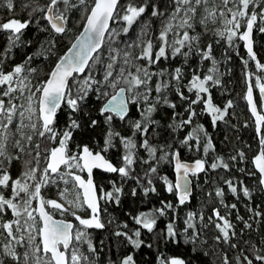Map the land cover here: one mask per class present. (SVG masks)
<instances>
[{"label": "trees", "instance_id": "obj_1", "mask_svg": "<svg viewBox=\"0 0 264 264\" xmlns=\"http://www.w3.org/2000/svg\"><path fill=\"white\" fill-rule=\"evenodd\" d=\"M12 2L13 10L9 11L6 0H0V23H4L10 18L27 21L30 9H25L24 5L35 6L36 3H39V5L44 6L48 0H12ZM129 2L130 0H123L119 6H126ZM131 2L135 6H145V12L131 26L127 34L122 33L117 38L118 44L114 46L123 48L127 43L137 41L141 29L147 25L145 30L148 35L142 39L144 41L151 40L154 46L153 52L158 51L160 30L169 22L175 8L173 0H131ZM217 5L220 8L216 10L215 21L209 18L204 24H201L200 21L207 15L204 11L205 7L211 10ZM228 7L236 10V6L232 3H229ZM222 8L220 0H215V4L209 0L207 5L197 6L196 14L190 21L193 24V29H187L190 36L199 37L198 41L193 42L192 51L185 58L182 54L173 56L171 49H166L167 58H161L149 68L151 72L157 73V75L152 77L148 85L151 92L148 94L147 101L141 96L139 103L130 102V112L123 120L111 114L113 117L111 123L105 122V116L109 113L101 115L100 110L107 98L97 99V93L94 90L90 91L87 97L79 102L76 111H73L66 103H62L58 109L54 126L61 133L65 130L72 132L71 140L68 142L70 155L79 151L78 145L82 147L84 144L97 151L104 150L107 134L111 130L113 133H119V136H114L113 146L107 147V150L102 152L120 167L123 166L122 156L125 153L120 137H131L136 144V148L133 150L134 162L130 166L131 170L127 177H122L119 173L108 174L101 171L97 175V179L107 184L112 192H114V187L120 188L121 191L114 193L119 197L118 203L113 199L109 201L108 205L103 206V214L107 223L105 229L89 231V241L95 252L89 251L86 242L77 245L79 251L87 255L92 264H121L122 259L129 254L133 256L135 264H158V257L170 258L172 256H181L188 264H223L225 254L231 264H236L235 257L240 255L241 251L245 255L251 256L249 251L251 245L245 244L244 241L254 242L257 248H264V244L261 243V238L264 237V189L259 183L260 175L253 165V157L261 149V138L256 131L254 119L245 99L247 87L252 85L260 107L259 88L256 81L259 78L260 82L264 84V69H257L256 60L249 57L242 40L238 38L239 33H242L246 27V17L241 19L238 35L231 44L226 36L221 37L217 34L225 28V22L220 15ZM253 8L259 13L264 10V3L250 5L246 10L249 15ZM153 10L163 15L152 16ZM81 16L82 6L71 10L68 23L70 31L63 35H57L55 47L45 55H40V53L49 47L45 42L52 39L54 35L40 30V27L46 23L45 21H40V24H37L33 20L27 28L21 31L20 39L11 47L10 52L5 50L9 48L8 38L11 33L7 30H0V60L3 61L0 67L3 71L9 72L16 65L24 64L27 58L32 56L33 59L26 65V68H34L36 71L29 75V79L33 85L46 80L47 74L58 61V58L65 53L82 30L84 21ZM182 16H184V12H181L177 19L171 20L173 31L168 33L169 42L173 39L182 38L185 29L177 27ZM228 16L231 18L230 13ZM122 24L123 22H120L111 26L119 28ZM261 26L264 27V21H261L258 15L254 25V41L260 64L264 65V32L259 30ZM209 45H211V59H204L201 53L207 52ZM134 51L139 53L140 49L135 48ZM183 52H188V49L183 48ZM103 59L106 62V51ZM213 61H215V65H213ZM244 61H247V64ZM138 63L146 62L138 61ZM102 68L103 65L97 66V79L102 78ZM176 68L181 69L179 80L172 79ZM213 68L215 69L212 73L213 77L219 79V84L207 83L209 92L201 93L203 100L191 105L195 111L191 123L182 124V121L189 118L190 113L187 109L190 100L196 99L195 90L189 91L193 75H198L203 79ZM161 72H163V76L159 75ZM161 82L168 83L169 86L157 93L156 85ZM138 91L145 92L146 89L141 87ZM180 92L188 99H181ZM209 96L212 105L221 109L223 113V118L218 119L215 124L212 120V114L205 105ZM165 99L167 103L164 102ZM5 100L7 101L6 97ZM229 101L232 102L230 108L227 107ZM14 102L23 103L27 107L26 100ZM171 105H175V107L173 108ZM150 106H154V110L151 112L148 121L145 122L142 112ZM225 108H227L226 112H224ZM260 109L263 111L261 107ZM19 119L21 117L17 112L13 124L10 125L13 135L8 138L7 153L12 156L20 155L21 160L13 159L10 166L5 161V167L8 168L13 179L20 175L22 161L28 159L26 153L31 151L32 155L35 156V145L40 143L42 148L44 146L38 133L33 132L30 127L23 129L25 135H32L33 137L31 143H28L27 140H21L25 152L20 153L13 146L15 140L21 139L20 133L16 131V122ZM72 120L79 124L78 128L69 129ZM93 120L97 121L95 126L91 123ZM136 122H141L142 130L134 129L133 125ZM24 123L28 124L29 121L26 120ZM144 128L146 131H143ZM134 132L135 135H133ZM262 135H264V125L262 126ZM190 136L191 138H189ZM145 140L150 147L156 149L153 156H150L148 150L142 146ZM185 140L187 143H184ZM54 146H56L54 143L48 142V147ZM205 148H207V152H205ZM177 150L183 159L202 158L206 161L205 170L200 174L192 175L194 189L191 200L182 205L179 204L176 191L169 193L164 182L166 178L171 184L173 183V155ZM240 153H243V157ZM163 155H167V159L161 160L160 157ZM213 163L218 165L215 169L211 167ZM225 164L227 167H224ZM40 167H44L43 159H41ZM152 167L157 169L155 173L150 172ZM149 179L152 182L151 185L148 184ZM227 181H231L233 186L237 188L235 195L230 191ZM64 187L66 186L63 182L58 181L55 185L43 187L42 194L45 197L52 196L60 199L59 191ZM245 187L249 189V197H245L243 194L242 189ZM146 188H155V191H148L146 194ZM133 190H135V195H133ZM217 190H222V197L216 195ZM3 191L6 197L11 195L10 188ZM162 201L171 203L173 208L166 210L163 216L157 214V222L151 233L137 225V228L141 230L139 239L144 242L140 248H134L124 236L116 235L117 232H127L131 235L136 230V223L133 218L140 213L161 208ZM233 204L236 205L235 208L230 207ZM33 207H36V201H33ZM213 209H218L220 214L226 216L234 225L237 236L231 242L238 244L236 249H231L227 244L215 243L213 237L218 233L214 223L208 222V217L213 215ZM257 211L261 213L260 216L254 215ZM10 213L11 210L5 213L6 220L14 219ZM58 213L60 212H56V215ZM188 213L196 215L195 222L198 226L200 223L199 216L203 215V223L208 224V227L202 230L200 240H207L206 244L200 242L195 245L185 243L186 236L191 234V230L188 233L184 232ZM65 215L66 213L57 216ZM238 216L243 217V220L238 219ZM244 221H247L252 227L245 228ZM170 222L174 224L178 233L175 240L165 238L167 225ZM23 223L24 217H21V224L23 225ZM0 232L3 230L0 229ZM26 233L28 232L23 231L15 234L20 237ZM5 235L4 232L3 235H0L1 250H3L4 244L8 243V241H3L4 239L2 240ZM38 240L37 237V243ZM149 244L152 247H147ZM13 247L16 252L18 251L17 253L21 257L20 261H15L8 256H0L4 260V264H21L25 248L18 246L15 241H13ZM194 247L195 252L193 251ZM29 264H32L31 260Z\"/></svg>", "mask_w": 264, "mask_h": 264}, {"label": "snow or ice", "instance_id": "obj_2", "mask_svg": "<svg viewBox=\"0 0 264 264\" xmlns=\"http://www.w3.org/2000/svg\"><path fill=\"white\" fill-rule=\"evenodd\" d=\"M175 8L171 14L169 22L166 23L160 30L158 40L160 42L158 51L153 52V43L151 40L144 41L142 37L147 36L145 25L141 29L140 36L137 41L127 43L123 48L114 46L118 44L117 38L123 33L127 34L131 26L138 20V18L145 12V6H135L131 0L126 6H119L120 0H48L44 6L36 3L35 6L25 4V9H30L28 12L29 19L21 22L18 19H10L7 22L0 23V30H9V48L6 52L11 51V47L20 39V33L23 29L28 27L30 23L35 20L37 24L40 21L46 23L40 27L41 31H46L54 34L52 39L46 41L49 45L44 49L40 55H45L55 47L57 35L66 34L70 29L68 28L69 13L71 10L80 8L82 6L81 19L84 21L83 31L75 38V42L71 44L67 53L58 58L55 66L47 74V79L33 85L29 79V75L36 71L34 68H26L33 57L29 56L24 64L16 65L11 71L5 72L0 67V229L7 233L6 239L8 243L4 244L3 252L0 256L11 257L15 261H20L21 257L13 247V241L21 247L27 248L23 253V264H29L31 259L32 264H92V261L87 255L79 251L78 244L87 241V232L74 226L70 222L64 220H55L50 211H59L61 214L67 213L71 210L70 214L79 221V225L84 228H103L104 224L101 223L100 204L101 199L115 200L119 202V197L114 193H119L120 188L114 187V192H104L100 188L102 195H98L97 186L94 184L92 173L93 169H102L109 173H119L122 177H127L131 170L130 166L133 164V150L136 144L131 137H120L121 143L124 146L125 153L122 156L123 166L116 167L109 160H107L101 152L93 153L87 145L77 146L79 151L73 152L69 155L68 142L71 140L72 132L65 130L59 132L54 124L55 117L58 109L62 103H66L73 111H76L79 102L83 101L90 91L97 93V99L101 97L107 98V102L103 105L100 112L101 115L109 113L105 116V122L111 123L112 115L124 119L128 108V102L139 103V98L142 96L145 101L148 99V94L151 88L148 87L152 77L157 75L149 70L150 66L157 63L161 58L166 57V49H171L172 55L176 56L182 54L187 58L189 52L193 49V42L198 41V36H190L187 29H193V24L190 21L194 18L197 6L204 4L207 5L209 0H173ZM215 4V0H212ZM229 3L236 6L234 11L229 8ZM264 3V0H220L223 6L220 9V15L225 22L223 31L217 34L225 37L231 44L234 38L237 37L241 27V19L246 17V30L239 33L238 38L245 41V47L248 55L252 60H255L253 52L251 33L253 25L257 21L259 15L261 21H264V10L257 13L255 8L249 15L247 9L250 5ZM6 5L9 11L13 10L12 0H6ZM220 8L208 9L205 7L204 11L207 15L200 21L204 24L209 18L215 21L216 10ZM184 12V16L180 17V22L177 27L185 29L182 38L173 39L171 42L168 40V33L173 31L171 20L177 19L179 14ZM231 14L229 18L228 14ZM163 15L156 10L152 11V16ZM123 22L122 26L112 27L110 25ZM264 32V27L259 29ZM43 48V45H41ZM187 48L188 52H183V48ZM139 48V53L134 51ZM207 52H202L204 59H211L210 49L208 46ZM105 51L107 52V60L103 59ZM138 61H145L146 63H138ZM3 61L0 60V65ZM247 64V61H244ZM103 65L102 78L97 79L96 72L97 66ZM215 65V61H213ZM257 69H264V65L256 64ZM214 68L209 70V74L201 79L198 75H193L190 81L189 91L195 90L196 99L190 100L189 111L190 115L188 120L182 121V124H189L192 121V116L195 111L191 105L197 104L203 100L201 93H208L209 88L206 86L208 82L219 84V79H214ZM181 69H175V75L172 79L179 80ZM163 76V72L159 73ZM256 85L260 93V107L264 109V84L258 78ZM168 83L161 82L156 85V92L160 93L162 89L167 88ZM141 87L145 88V92L138 91ZM179 91V90H178ZM27 93V95H25ZM134 93V95H132ZM129 94V95H126ZM181 99H188L179 93ZM7 98V101L5 100ZM26 100L27 107L23 103H15L14 101ZM246 100L250 106L252 115L255 117L256 131L261 134V126L264 125V114L257 109V104L253 100V88L248 86L246 93ZM167 103V100L164 101ZM206 108L212 114L213 123L218 119L223 118L221 109L215 107L211 103V97L205 101ZM173 108L175 105H171ZM232 102L229 101L227 107H231ZM154 106L148 107L142 116L144 121L147 122ZM227 108L224 109V112ZM19 112L21 117L20 122L16 125V131L20 133L21 139L15 140L14 147L20 153H24L25 149L21 140H27L28 143L32 142V135H25L23 129L30 127L35 133H38L41 141L44 142L43 148L40 143L35 145V156L29 151L26 153L28 159L22 161V171L20 175L13 179L5 167V161L10 166L12 160H21L20 155L12 156L7 153V141L13 133L10 130V125L13 124L14 116ZM28 120L29 123L25 124L24 121ZM6 121V123H5ZM92 125L95 126L97 121L93 120ZM79 124L72 120L69 129L78 128ZM135 130L141 129V122H136L133 125ZM146 131V128L143 129ZM135 135V132L133 133ZM114 136H119V133H113L111 130L107 134L105 140L106 151L107 147L113 146L112 140ZM191 138V136L189 137ZM48 142L54 143L56 146L48 147ZM187 143V140L184 141ZM261 150L257 154L253 163L255 168L260 173L259 183L264 186V135L260 139ZM150 156L156 152L155 148L148 145L147 140L143 142ZM207 152V148H205ZM43 153V156H42ZM243 157V153H240ZM41 159L44 161V167L41 168ZM161 160L167 159V155L160 157ZM235 159V157H233ZM147 162V161H145ZM65 169L61 171V168ZM218 165L213 163L211 167L215 169ZM224 167H227L225 164ZM176 172L178 173V181L175 185L171 184L167 179H164L167 185V191L172 193L178 192L179 204H184L190 194L189 182L187 177L191 171L195 174L198 171L204 170V162L202 160L195 161L194 166L181 163L178 159L175 164ZM157 169L152 167L151 173H155ZM87 173L85 179L78 173ZM58 181H62L66 186L59 191L60 201L45 199L42 196V188L49 185H55ZM151 180L148 184L151 185ZM230 191L235 195L237 188L233 186L231 181H227ZM71 184V187H67ZM11 189V195L6 197L4 189ZM245 197H249V189L243 188ZM148 191H155V188H146L145 193ZM135 195V190H133ZM218 197L223 196L222 190H217ZM33 201L37 202V207H33ZM159 209H154L147 213H140L134 217L137 225L146 229L148 232H153L157 222V214L163 216L166 210L172 209L171 203H164ZM223 203V200H221ZM67 205V207L65 206ZM227 207V206H226ZM235 208L236 205L230 206ZM11 210L14 219L6 220L5 213ZM89 210L90 216L82 218L77 213L79 211ZM249 211H252L249 209ZM255 216H260L259 211L254 213ZM21 217H24V223L21 224ZM38 217V219H37ZM243 220V217H237ZM196 215L188 213L185 220L186 227L184 232L191 234L186 236L185 243L195 245L197 242L206 244L207 240H200L202 230L208 227V224L203 223V215L199 216V226L197 225ZM209 223H214L217 235L213 237L216 244H227L231 249H236L238 244L231 241L237 236L234 225L226 216L220 214L218 209H213V215L208 217ZM15 226V231H14ZM127 227V225H124ZM245 228H251V224L244 221ZM27 231L28 236L26 243H24V236L17 237L15 233ZM3 235V232H0ZM116 235L124 236L134 248H140L144 243L139 239L141 236L140 228H137L131 235L127 232H117ZM178 236L173 223L167 225L166 239L175 240ZM37 237L39 242L37 243ZM75 242V243H74ZM88 242V249L90 252H95L90 241ZM245 244H250L249 251L251 256L245 255L241 251L240 255L235 257L236 264H264V248H257L256 244L251 241H244ZM261 243L264 244V237L261 238ZM152 247V245H147ZM195 252V247L193 248ZM43 255H38V253ZM207 255V253H204ZM242 257V259H241ZM0 264H4V260L0 258ZM121 264H135V260L131 254L124 257ZM158 264H186L182 258H165L158 257ZM223 264H231L228 256H223Z\"/></svg>", "mask_w": 264, "mask_h": 264}, {"label": "water", "instance_id": "obj_3", "mask_svg": "<svg viewBox=\"0 0 264 264\" xmlns=\"http://www.w3.org/2000/svg\"><path fill=\"white\" fill-rule=\"evenodd\" d=\"M123 0H120V3L122 2ZM119 6V5H118ZM11 19H13V18H11ZM15 19H18V20H20L21 22H24L23 20H21V19H19V18H15ZM10 20V19H9ZM8 21V20H7ZM6 21V22H7ZM110 25H112V23L110 22ZM254 25H255V23H254ZM254 25H253V30H252V33H251V40H252V47H253V52H254V54H255V57H256V62H259V64H260V61H259V58H258V54H257V51H256V48H255V41H254ZM27 28V27H26ZM24 30V29H23ZM246 30V27H245V29H244V31ZM9 31V30H8ZM83 31V28H82V30L80 31V32H82ZM243 31V32H244ZM242 32V33H243ZM80 34V33H79ZM78 34V35H79ZM77 35V36H78ZM75 42V39L73 40V42L72 43H74ZM243 42V45H244V48L246 49V47H245V41H242ZM71 43V44H72ZM71 47V45L69 46V48ZM68 48V49H69ZM68 49L65 51V53L62 55V56H64L66 53H67V51H68ZM246 51H247V49H246ZM248 53V52H247ZM56 64V63H55ZM55 66V65H54ZM53 66V67H54ZM252 86V85H251ZM252 88H253V100H254V102L257 104V109H258V111L259 112H261V114H264L261 110H260V107H259V105H258V103H257V100H256V93H255V89H254V87L252 86ZM247 89H248V87H247ZM246 93H247V90H246ZM246 93H245V99H246ZM126 95H128V94H126ZM259 95H260V93H259ZM107 102V100L103 103V105L105 104ZM246 102H247V100H246ZM247 104H248V102H247ZM103 105H102V107H103ZM101 107V108H102ZM127 108H128V111H127V113H126V115H125V117L129 114V112H130V102H128V104H127ZM248 108H249V111H250V113H251V110H250V106H249V104H248ZM264 110V109H263ZM115 115V114H114ZM251 115H252V113H251ZM124 117V118H125ZM252 117H253V119H254V122H255V117L252 115ZM56 118V117H55ZM120 118V117H119ZM255 125H256V123H255ZM263 126V125H262ZM262 126H261V131H262ZM257 127V126H256ZM259 135V137L261 138V134H258ZM89 147V146H88ZM89 149L90 150H92L90 147H89ZM261 150V149H260ZM260 150H259V152H260ZM93 151V153H96V152H94V150H92ZM97 152H101V151H97ZM259 152L257 153V154H259ZM101 154L107 159V160H109L102 152H101ZM256 154V155H257ZM255 155V156H256ZM254 156V157H255ZM254 157H253V159H254ZM177 159L181 162V163H185V164H188V165H190V166H194V164H195V161H197V160H202L203 162H204V170H205V168H206V161L204 160V159H202V158H197V159H194V160H186V159H183L182 157H181V155H180V152L177 150L175 153H174V155H173V172H174V185L177 183V181H178V173L176 172V169H175V164H176V161H177ZM114 166H116L111 160H109ZM253 165H254V163H253ZM117 167V166H116ZM255 167V166H254ZM256 169V168H255ZM203 170V171H204ZM203 171H198V172H196L195 173V175H197V174H200L201 172H203ZM256 171L258 172V170L256 169ZM259 173V172H258ZM79 174V173H78ZM81 176H83L82 174H80ZM192 175H194L191 171L189 172V175H188V177H187V180H188V182H189V188H190V194H189V196L187 197V199H186V201H185V203H187V202H189L190 200H191V196H192V193H193V189H194V183H193V179H192ZM259 175H260V173H259ZM84 177V176H83ZM92 178H93V181H94V177H93V173H92ZM261 178V177H260ZM94 184H95V181H94ZM96 185V184H95ZM263 187V189H264V186H262ZM98 193V192H97ZM176 197H177V199H178V192L176 191ZM52 200H57L58 202L60 201V200H58V199H52ZM99 204H100V201H99ZM38 206V205H37ZM86 218H88V217H86ZM99 218H100V215H99ZM53 219H55V220H64V221H66V222H70V223H72L73 225H74V222L73 221H68V220H66V219H64V218H57V217H55L54 215H53ZM101 221V220H100ZM102 223V222H101ZM92 228H95V227H92ZM170 258H182V259H184L183 257H181V256H172V257H170ZM185 260V259H184ZM186 261V260H185ZM186 264H188L187 263V261H186Z\"/></svg>", "mask_w": 264, "mask_h": 264}, {"label": "flooded vegetation", "instance_id": "obj_4", "mask_svg": "<svg viewBox=\"0 0 264 264\" xmlns=\"http://www.w3.org/2000/svg\"><path fill=\"white\" fill-rule=\"evenodd\" d=\"M92 149V148H91ZM92 150H94V149H92ZM100 151V150H99ZM94 152H97V150H94ZM102 152V151H101ZM103 153V152H102ZM104 154V153H103ZM69 155H70V152H69ZM105 155V154H104ZM106 156V155H105ZM107 157V156H106ZM108 158V157H107ZM109 160H111L110 158H108ZM112 161V160H111ZM113 162V161H112ZM114 163V162H113ZM115 164V163H114ZM116 165V164H115ZM117 166V165H116ZM118 167V166H117ZM103 172V173H108V174H110L109 172H106V171H103L102 169H93V177H94V181H95V184H96V186H97V192H98V195H102L103 193H101L100 192V188L102 187L103 188V191L106 193V192H112L110 189H109V187L107 186V184H105V183H103L102 181H100V180H98L97 179V175H98V173L99 172ZM79 174H82L83 176H84V178L86 179L87 178V173L86 172H84V173H79ZM102 182V183H101ZM173 185H174V180H173V183H172ZM67 187H71V184H69ZM42 194V193H41ZM42 196L45 198V199H58V200H60L58 197H52V196H48V197H45L43 194H42ZM109 201L110 200H108V199H101L100 200V209H101V211H100V220H101V222L104 224V227L103 228H84V226H82V225H79V221H77L76 219H75V217L73 216V215H71L70 214V212H71V210L69 211V212H67L66 213V215L65 216H57V215H61L60 213H58L57 215H56V212H58V211H56V210H53V209H51L50 207H48L47 208V210H49L51 213H52V215H54L55 217H57V218H64V219H66V220H68V221H73L74 222V226H76L77 228H79V229H81V230H84V231H86L87 232V234L89 235V231L90 230H94V229H100V230H103V229H105V227H106V219H105V216H104V214H103V206L104 205H108V203H109ZM66 207H67V205H65ZM36 207H37V202H36ZM78 215H80L82 218H86V217H89L90 216V211L89 210H84V211H79L78 213H77ZM135 229H137V224H136V226H135ZM87 235V241H89V236ZM39 238V237H38ZM40 239V238H39ZM39 241V240H38ZM87 241H85L86 243H88ZM117 264V263H116Z\"/></svg>", "mask_w": 264, "mask_h": 264}, {"label": "rangeland", "instance_id": "obj_5", "mask_svg": "<svg viewBox=\"0 0 264 264\" xmlns=\"http://www.w3.org/2000/svg\"><path fill=\"white\" fill-rule=\"evenodd\" d=\"M261 27H263V26H261ZM19 122H20V119H19V121H17L16 123H17V125L19 124ZM5 123H6V121H5ZM10 127V126H9ZM62 170H65L64 168L63 169H61V171ZM137 178H139V177H137ZM4 232V231H3ZM6 235H5V238H2V240L3 241H8V239H6V237H7V233L6 232H4ZM23 236H24V238H25V240H24V242L26 243V240H27V236H28V233H26V234H23ZM0 240H1V238H0ZM25 249L23 250L24 252L27 250V248L26 247H24ZM3 252V250H1V248H0V253H2ZM38 255H43V253L42 254H39L38 253ZM31 260V259H30ZM21 264H23V260H22V262H21Z\"/></svg>", "mask_w": 264, "mask_h": 264}, {"label": "bare ground", "instance_id": "obj_6", "mask_svg": "<svg viewBox=\"0 0 264 264\" xmlns=\"http://www.w3.org/2000/svg\"><path fill=\"white\" fill-rule=\"evenodd\" d=\"M26 121V120H25ZM44 143V142H43ZM51 144V143H50ZM85 145V144H84ZM141 156H144V155H141ZM144 157H146V156H144ZM140 158V157H139ZM111 209V208H110ZM109 210V209H108ZM49 211V210H48ZM11 214V213H10ZM18 246H20V245H18ZM18 252V251H17ZM8 261V260H7Z\"/></svg>", "mask_w": 264, "mask_h": 264}]
</instances>
